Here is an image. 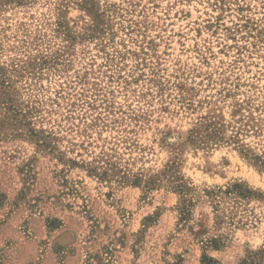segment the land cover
<instances>
[{"label": "rangeland", "instance_id": "rangeland-1", "mask_svg": "<svg viewBox=\"0 0 264 264\" xmlns=\"http://www.w3.org/2000/svg\"><path fill=\"white\" fill-rule=\"evenodd\" d=\"M0 82V264H264V0H0Z\"/></svg>", "mask_w": 264, "mask_h": 264}, {"label": "trees", "instance_id": "trees-1", "mask_svg": "<svg viewBox=\"0 0 264 264\" xmlns=\"http://www.w3.org/2000/svg\"><path fill=\"white\" fill-rule=\"evenodd\" d=\"M0 85H3V82H0ZM3 88V86H2ZM0 102L6 106V109L11 112L14 117H18L20 116V122L21 120L25 121V114H19V112H17V108L13 105L11 99L9 97L3 96L0 94ZM26 122V121H25ZM224 130V126L219 125V124H214V123H204L200 126V128L198 129V131H193L194 133H196L197 135L195 136V139L200 141V143H206L208 141H213V140H218L221 139V134L222 131ZM205 132L203 135H201V132ZM28 133L32 136V138H38V133L32 130H28ZM235 134H237V130L235 131ZM234 134V136H232L233 138H236V135ZM40 140V138H38ZM41 146L43 148H47L50 147V149L52 148V146H50L49 142H47V140H42L41 142ZM102 157H100L97 161H96V165L92 166L90 168V172L92 173H96L99 174L101 178H106L109 174V172H112V169L114 167L113 163H111L110 161H107L105 159H101ZM102 163V164H101ZM102 165V166H100ZM119 172L124 173L122 171L119 170ZM234 191L236 192L237 195L239 196H245L247 194H249L248 190L246 191H240V187L239 186H234ZM213 196H215L217 193L212 192L211 193ZM214 211L217 212L218 211V205L214 206ZM183 213V212H182ZM186 212H184L185 214ZM183 215V214H182ZM219 217H217L218 219ZM243 264H254L253 261L248 262L243 261Z\"/></svg>", "mask_w": 264, "mask_h": 264}]
</instances>
